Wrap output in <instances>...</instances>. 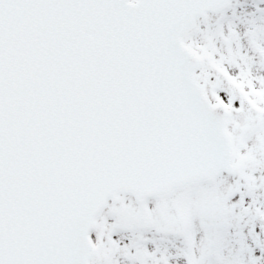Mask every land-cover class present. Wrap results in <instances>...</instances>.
I'll list each match as a JSON object with an SVG mask.
<instances>
[{
    "label": "snow or ice",
    "instance_id": "1",
    "mask_svg": "<svg viewBox=\"0 0 264 264\" xmlns=\"http://www.w3.org/2000/svg\"><path fill=\"white\" fill-rule=\"evenodd\" d=\"M0 264H264V0H0Z\"/></svg>",
    "mask_w": 264,
    "mask_h": 264
}]
</instances>
